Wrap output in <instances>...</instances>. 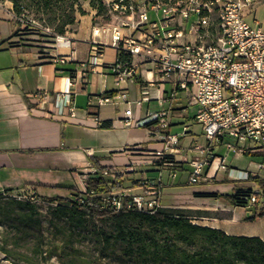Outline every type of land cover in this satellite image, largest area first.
I'll list each match as a JSON object with an SVG mask.
<instances>
[{"label": "crops", "instance_id": "crops-1", "mask_svg": "<svg viewBox=\"0 0 264 264\" xmlns=\"http://www.w3.org/2000/svg\"><path fill=\"white\" fill-rule=\"evenodd\" d=\"M104 1L109 3L112 0ZM81 6L84 13H77L76 21L67 26L63 33L71 40L72 53L68 55L69 48L56 46L55 35L38 22H25L31 24V28L23 30L26 24L15 18L12 2L0 0V193L28 188L33 189L40 197H72L75 192L83 190V177L94 167L90 156L100 165L124 171L131 160L143 158L150 150L161 147L162 130L156 129L155 123L139 127L123 125L121 119L126 108L131 109L134 118H142L147 113L160 109L166 110L168 130L174 133L178 130V124L183 123L181 118L188 115V107L192 106L193 112L196 111V105L190 103V90L175 88L173 77L159 75L153 64L142 56L127 57L128 60L133 58L140 62L138 74L116 84L114 75L104 64L114 61L117 51L110 45L108 33H94L93 29L99 23L92 21L95 10L87 1L82 2ZM263 6L264 0H254L250 7L257 10ZM146 9L149 18L154 19L155 11L149 6ZM127 19L129 16L111 17L110 23L120 24ZM194 20L195 16L194 19L191 16L183 20L178 14L175 15L174 23L183 29V39L186 41L197 42L208 35V27L190 28ZM10 21L13 22V27L8 26ZM256 22L261 21L255 19ZM122 31L127 34L131 29L124 27ZM93 40L102 45L95 71L84 65ZM206 40L209 38H205ZM65 54L68 55L66 61L55 60L56 55ZM66 76L71 78L74 92L76 115L73 118L56 116L53 105V95L63 88ZM166 83H170V88L166 87ZM142 85L146 86V93H143ZM117 89L127 93L130 104L115 99L110 103L115 110L121 104H126V107L117 116H113L109 110L102 108L107 104L95 105V96L109 95L111 93H106L107 91ZM37 91L47 94L43 104H39V99L34 97ZM89 98L92 103H88ZM137 100H141L139 104ZM152 104L157 107H152ZM94 116L106 125L97 124ZM174 125L177 126L173 127ZM199 126L201 128L200 124ZM188 131L187 126L180 138H184ZM190 133L194 135L193 132ZM93 138H101V141L95 142ZM180 140L179 151L174 157L182 162V166L177 169L176 177L179 172L180 176L186 172L188 177V161L195 154L193 146L196 143L190 142L188 147L183 148ZM191 140L194 141V138ZM89 143L98 144L93 148ZM220 147L222 146L215 148L218 153L217 148ZM88 148L91 149V154L86 152ZM147 166L150 168L146 170V175L143 174L139 180H132L137 181V185L133 187L136 193L144 190L141 180L156 177V166ZM213 166L212 164L208 168L209 177L216 175L219 170L224 171L216 166L213 169ZM59 168L65 170V173L57 172ZM163 171L167 172V179L162 178V197L184 191L169 188L173 183L168 170ZM253 171L264 179V170L255 168ZM128 173L130 172L119 177L122 187H127L124 178L128 177ZM234 181L236 183L241 180ZM208 186L211 184H203L201 189L191 192L185 191L192 195L188 205L175 206L164 203L163 199L162 205L164 208L180 207L189 214L193 223L219 228L229 235L257 236L264 240V198L246 206L225 203L216 198L211 201L201 200L209 192H212V196L216 194L217 188L207 190ZM239 186L241 185L231 186L230 191H220L218 194L232 193ZM238 207L247 210L236 211Z\"/></svg>", "mask_w": 264, "mask_h": 264}, {"label": "built area", "instance_id": "built-area-1", "mask_svg": "<svg viewBox=\"0 0 264 264\" xmlns=\"http://www.w3.org/2000/svg\"><path fill=\"white\" fill-rule=\"evenodd\" d=\"M254 0H184L183 5L174 6L160 0H112L106 3L111 17L129 19L120 23L110 22L97 24L94 33L99 31L109 34L110 45L118 52L114 61L105 67L115 77L116 84L137 76L140 62L125 56H142L153 64L156 72L164 77H173L175 88L190 90V103L196 105L194 120L201 125L207 139L206 145L195 144V154L188 161L187 181L197 183L208 178V168L216 161L218 169L232 172L233 180H250L259 177L255 171L238 169L225 163L226 155L216 151L221 145L226 153L236 156L252 155L258 170H264V22L255 25L245 21L242 9L252 6ZM147 6L155 11V18L150 19ZM183 20L195 16L190 28L209 27L216 21L221 36L215 41L206 40L208 36L197 42L183 39V29L174 23L175 15ZM20 22L36 23L33 19L25 20L24 14L14 15ZM129 27V33L122 29ZM46 30L50 28L45 27ZM136 32L138 34H136ZM55 44L69 48L71 40L63 34L55 35ZM102 45L93 40L90 53L84 65L95 71L97 59L101 55ZM68 55H56V61L64 62ZM69 76L64 78L63 88L53 95L56 116L75 117L76 106ZM146 86L142 85L143 93ZM47 94L37 91L34 97L43 104ZM115 99L130 104L127 93L117 89L109 95L95 96V105L100 106L114 102ZM141 100H137L139 104ZM88 103H92L89 98ZM42 107V105H40ZM168 112L160 109L147 113L142 118H134L131 109L124 110L121 119L124 126L139 127L147 123H155L161 132V147L150 150L143 158L131 160L125 170L133 171L134 165H153L157 168L156 177L152 180H141L144 190L140 193H128L124 187L108 189L103 192L86 190L83 177V190L73 194L78 204L87 197H98L102 207L118 211L121 209L152 214L162 208V171L168 170V176L175 178L182 162L174 155L179 151L178 142L184 134L168 130ZM97 124L100 120L93 117ZM91 154V149H86ZM125 170L106 167L100 174L117 182ZM95 167L90 173H95ZM11 198L29 201L37 206L55 204L42 199L33 189H20L8 192ZM264 198V189L251 188L245 200L252 205L258 198Z\"/></svg>", "mask_w": 264, "mask_h": 264}, {"label": "trees", "instance_id": "trees-1", "mask_svg": "<svg viewBox=\"0 0 264 264\" xmlns=\"http://www.w3.org/2000/svg\"><path fill=\"white\" fill-rule=\"evenodd\" d=\"M10 1L16 15L23 13L25 20H28L26 14H32L40 25L52 29V35L63 34L66 27L76 21L77 13H84L81 4L85 1L95 10L92 16L94 23H107L111 19L109 7L104 0ZM30 25L28 23L22 29L28 30ZM104 125L105 122L101 121L100 126ZM89 159L96 172L86 176V190L103 192L122 187L120 180L115 183L100 174V170L108 166L100 165L94 157L90 156ZM250 180L264 189L263 178L253 177ZM250 190L249 187L239 186L232 193L220 196L234 205L246 206L244 197ZM41 198L55 202L50 205L52 215L65 218L72 227L82 226L89 217L111 222L115 228L113 232L104 234L105 240L113 246L117 243L123 245L122 264H264L263 239L257 236L229 235L219 228L193 223L189 214L182 209L162 207L155 213L147 214L125 209L113 211L102 207L98 197H87L80 204L72 197ZM11 199L2 204L0 202V213L7 216L15 207L19 221L36 222V204ZM0 251L11 254V250L4 244H0Z\"/></svg>", "mask_w": 264, "mask_h": 264}, {"label": "rangeland", "instance_id": "rangeland-1", "mask_svg": "<svg viewBox=\"0 0 264 264\" xmlns=\"http://www.w3.org/2000/svg\"><path fill=\"white\" fill-rule=\"evenodd\" d=\"M155 2V0H149ZM164 3H170L174 6L183 5L184 0H160ZM242 13L245 21L251 25H255V19L264 22V6L254 10L250 6H245L242 9ZM150 14V12H149ZM27 18L33 19L32 14H26ZM194 19V16H193ZM36 21V20H35ZM37 22V21H36ZM98 24H104V22L98 21ZM110 22V21H109ZM108 23V22H107ZM22 24H26L22 22ZM39 24V23H38ZM13 27V22H9L8 26ZM24 27V26H23ZM49 28V27H48ZM205 29V28H204ZM52 29H50L51 31ZM210 40L215 41L218 36H221V30L216 21L209 25L206 29ZM55 37V36H54ZM55 42V41H54ZM167 88H170V83L165 84ZM186 105V100L184 101ZM134 107V105H132ZM126 104H121L118 110H115L112 104L108 103L102 108L109 110L113 116H117L122 112ZM152 107H157L156 104H152ZM188 115L182 117L183 123L178 124V130L176 133H181L185 129L183 126H188L187 135L184 138H180L181 147L186 148L190 142L206 145L207 139L205 138L199 124L194 121L193 107H188ZM177 125H174L175 127ZM130 127V126H125ZM187 129V128H186ZM193 132L194 135L192 133ZM193 135V136H192ZM194 138V141L191 140ZM95 142L101 141V138H93ZM98 144V143H96ZM96 144H90L93 148ZM219 153L226 155L225 163L228 166L244 169L245 167L251 170L255 169L253 162L255 158L248 155L236 156L233 153H225L226 150L223 147L217 148ZM213 169L216 166V161L213 163ZM150 167L147 165H134L135 171H125L128 173V177L124 178V183L128 189V193H136L133 189L134 185H137L143 174H147L146 170ZM57 172L65 173V170L59 168ZM56 172V171H55ZM54 172V173H55ZM232 172L218 171L216 175L207 179H202L197 183H189L187 181V173L184 172L180 176V172L177 177L171 178V184L169 188L181 189L179 193L169 194L166 197L161 195L164 203H169L175 206H185L189 204V200L192 195L189 192L201 189L203 184L210 183L211 186L206 187L207 190H216V194L212 196V192L207 193L206 196H202L201 200H214L215 198L229 203L224 197L220 196V191H230L231 186L241 185L244 187L255 188L257 187L251 180H241L235 183L231 178ZM163 180L167 179V172H162ZM226 178V179H225ZM208 180V181H204ZM237 181V180H236ZM58 188V187H57ZM219 188V189H218ZM59 190H65V188H58ZM116 190V189H114ZM8 192L0 193L1 204L12 200L7 195ZM218 194V196H217ZM66 197V196H61ZM68 197V196H67ZM204 197V198H203ZM167 199V200H165ZM258 199H262L259 197ZM50 205L37 206V212L34 215L36 222L22 223L17 219V209L12 208L9 215L0 213V244H4L6 248L11 250V254L3 253L0 251V264H122L123 255L121 249L123 245L117 243L113 246L112 243H107L104 234L113 232L114 225L111 222L101 221L95 217H89L80 227H72L65 218L54 217L51 213ZM178 209H181L178 207ZM247 210L244 208H236V211ZM143 229H146L143 227ZM111 242V241H110ZM23 257H21V255ZM130 264V263H127Z\"/></svg>", "mask_w": 264, "mask_h": 264}]
</instances>
